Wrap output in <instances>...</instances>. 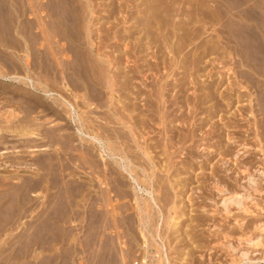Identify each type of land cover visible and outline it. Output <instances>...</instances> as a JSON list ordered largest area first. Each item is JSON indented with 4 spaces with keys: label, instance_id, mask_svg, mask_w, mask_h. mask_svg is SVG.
I'll return each instance as SVG.
<instances>
[{
    "label": "rangeland",
    "instance_id": "1",
    "mask_svg": "<svg viewBox=\"0 0 264 264\" xmlns=\"http://www.w3.org/2000/svg\"><path fill=\"white\" fill-rule=\"evenodd\" d=\"M64 99L86 133L126 135L157 207ZM235 193L247 212L223 210ZM263 226L264 0H0V264H163L161 242L171 264H264Z\"/></svg>",
    "mask_w": 264,
    "mask_h": 264
},
{
    "label": "bare ground",
    "instance_id": "2",
    "mask_svg": "<svg viewBox=\"0 0 264 264\" xmlns=\"http://www.w3.org/2000/svg\"><path fill=\"white\" fill-rule=\"evenodd\" d=\"M189 8V7H188ZM187 11V10H186ZM176 15V14H175ZM124 17V16H123ZM166 21V20H165ZM161 22V21H160ZM163 22V21H162ZM181 23V22H180ZM197 23V22H196ZM150 25H152V24H150ZM149 25V26H150ZM209 26V25H208ZM157 31V30H156ZM164 31V30H163ZM167 31V30H166ZM196 31V30H195ZM177 32V31H176ZM168 33V32H167ZM157 36V35H156ZM114 37V36H113ZM167 38V37H166ZM192 38V37H191ZM113 39V38H112ZM194 39V38H193ZM170 40V39H169ZM178 40V39H177ZM195 40V39H194ZM120 41V40H119ZM162 41V40H161ZM196 45V44H195ZM167 47V46H166ZM164 48V47H163ZM205 48H206V46H205ZM152 49V48H151ZM168 49V48H167ZM183 49V48H182ZM169 51V50H168ZM167 51V52H168ZM172 51V50H171ZM91 52V51H90ZM239 52V51H238ZM164 53V52H163ZM180 53H181V51H180ZM99 55V54H98ZM206 55V54H205ZM193 56V55H192ZM197 56V55H196ZM204 56V55H203ZM96 57V56H95ZM195 57V56H194ZM125 58V57H124ZM175 58V57H174ZM180 58V57H179ZM184 58V57H183ZM110 59V58H109ZM156 59V58H155ZM169 59V58H168ZM175 60V59H174ZM185 60H186V58H185ZM188 60V59H187ZM193 61V60H192ZM221 61V60H220ZM127 63V62H126ZM199 63V62H198ZM112 64V63H111ZM157 64V63H156ZM167 64V63H166ZM179 64V63H178ZM186 64V63H185ZM191 64V63H190ZM189 64V65H190ZM177 65V64H176ZM195 65V64H194ZM164 66V65H163ZM170 66V65H169ZM158 67V66H157ZM174 67V66H173ZM188 67V66H187ZM116 68V67H115ZM147 68V67H146ZM175 68V67H174ZM120 69V68H119ZM136 69H138V68H136ZM152 69V68H151ZM171 70V69H170ZM172 70H174V69H172ZM118 71V70H117ZM231 71V70H230ZM125 72V71H124ZM135 72V71H134ZM146 72V71H145ZM191 72V71H190ZM118 73V72H117ZM121 73L122 72H120V77L122 76L121 75ZM133 73V72H132ZM137 73V72H136ZM154 73V72H153ZM174 73V72H173ZM144 74V73H143ZM167 74H168V72H167ZM171 74V73H170ZM172 75V74H171ZM146 76V75H145ZM170 76V75H169ZM136 77V76H135ZM108 78V77H107ZM89 79H90V77H89ZM110 79V78H109ZM126 79V77H124V80ZM147 79V78H146ZM169 79H170V77H169ZM92 80V79H91ZM121 81V80H119V79H115L114 81H109V83H107L108 84V87H114V86H118V88H120V89H123L124 90V94L126 93V92H128V93H130L129 92V89H130V85H129V81L127 82V81ZM213 80V79H212ZM146 81H148V80H146ZM30 82H32V80L30 81ZM138 82V81H137ZM144 82V81H143ZM142 83V82H141ZM145 83V82H144ZM148 83V82H147ZM162 83V82H161ZM167 83V82H166ZM177 83V82H176ZM135 84V83H134ZM106 85V84H105ZM150 85V84H149ZM164 85V84H163ZM33 86V85H32ZM103 86V85H102ZM144 86V85H143ZM188 86V85H187ZM197 86V85H196ZM106 87V86H105ZM166 87V86H165ZM164 87V88H165ZM144 88H146V86L144 87ZM167 88H171V83L166 87V90H167ZM134 89V88H133ZM148 89V88H147ZM159 89V88H158ZM109 90V89H108ZM110 91H112V90H110ZM135 91H137V90H135ZM165 91V90H164ZM133 92V91H132ZM138 92V91H137ZM162 92H163V90H162ZM171 92V90L169 89L168 90V94H167V96H169V93ZM195 92V91H194ZM85 93H86V91H85ZM105 93V92H104ZM109 93V92H108ZM140 93V92H139ZM139 93H137V94H139ZM60 94V93H59ZM87 94V93H86ZM133 94V97H134V93H132ZM136 94V95H137ZM46 95H48L49 97H51V96H53V94L51 93V92H49L48 91V93H46ZM130 95H131V93H130ZM67 96V95H66ZM166 96V95H165ZM113 97V96H112ZM157 97V96H156ZM82 98V97H81ZM88 98V97H87ZM87 98L85 99L84 98V101H85V103L87 104V106H89V107H92V104H91V102L90 101H88L87 100ZM130 98V97H129ZM136 98V97H135ZM162 98V97H161ZM212 99V98H211ZM100 100V99H99ZM142 101V100H141ZM63 102H65L66 103V105H67V107H69V110H70V114H71V118H73L74 120H73V123L75 122V123H78V133L83 137H85L87 140L89 139V141H91V142H93L94 144H96V146L99 148V150L101 151V157H102V159L104 160V163H106V165H105V167H108V165H107V159H114V162L117 164V166L122 170V172L123 173H125V174H127V177H129L130 178V180L132 181V183L134 184L133 186V188L135 189V193H137L138 195H140L139 193H141L142 195L144 194L145 196H147L150 200H147L146 202H149L150 204H151V206H155V207H157L158 206V202H157V200H156V197H154V194H153V189L152 190H150L149 188H146V187H143L142 185H141V183H140V181H139V178L138 177H136V175H134V172L136 173V170L134 169H132L131 167H130V165H128V164H126V162H128V160H130L131 159V157H130V159H128V152L130 151V152H132L131 151V149L130 150H126L127 148H125L124 149V147H122V145H124V144H119L118 143V140L120 139L121 141H123L124 139H127V137H125L126 135H124V134H122V132H120V131H113V132H116V133H114V135H112V139L111 140H114L115 142H113L112 141V143H114V145H112V144H106L107 142H105V140H103L102 139V136H99V135H95V134H93V133H90L89 131V133L87 132H85V126H84V122H82V119L81 118H79L80 117V115H78L77 114V110H76V107H75V105H73V104H71V103H69V102H67L65 99H64V101ZM64 103V104H65ZM111 103V102H110ZM166 107H164V110H163V113L161 114V118L165 121V122H170V121H172L174 118H173V111H172V107L174 106L173 105V102L172 101H170V98H168V100H166ZM175 104V103H174ZM136 106V105H135ZM143 106V105H142ZM141 106V107H142ZM214 106V105H213ZM78 107V106H77ZM112 107V106H111ZM132 107V106H131ZM148 107V106H147ZM110 108V107H109ZM149 108V107H148ZM125 109H127V110H129L128 112H130L129 114L130 115H132V114H134V112H136L134 109H129V108H125ZM152 111V110H151ZM175 111V110H174ZM89 112V111H88ZM110 112V111H109ZM149 112V111H148ZM176 112V111H175ZM193 112V111H192ZM64 113V112H63ZM108 113V112H107ZM72 114H73V117H72ZM150 115V114H149ZM193 115V114H192ZM113 116V115H112ZM136 117V116H135ZM89 118V117H88ZM116 118H118V117H116ZM144 118V117H143ZM183 118V117H182ZM177 119V118H176ZM71 120V119H70ZM84 120V119H83ZM116 120V119H115ZM123 120V119H122ZM179 120H181V119H179ZM89 121V120H88ZM120 121H121V119H120ZM150 121H152V120H150ZM163 121V122H164ZM206 121V120H205ZM131 122V121H130ZM184 122H185V120H184ZM86 124H88L89 126L90 125H94V121L93 120H91L90 122H85ZM116 123H118V120H116ZM123 123V125H124V127H126V125H125V123L124 122H120V124H122ZM127 123V122H126ZM133 123V122H132ZM186 123H187V121H186ZM120 124H118V125H120ZM134 124V123H133ZM105 125V124H104ZM117 125V124H116ZM108 126V125H107ZM122 126V125H121ZM120 126V127H121ZM119 127V128H120ZM147 127V126H146ZM88 128V127H87ZM105 128V127H104ZM128 128V127H127ZM164 128H165V126H164ZM172 128V127H171ZM99 129V128H98ZM100 129L101 130H104V132H106L107 133V130L106 129H103L102 127H100ZM130 129V128H129ZM132 129V128H131ZM136 129V128H135ZM141 129V128H140ZM149 129V128H148ZM112 130V129H111ZM119 130V129H118ZM122 130H123V127H122ZM121 130V131H122ZM143 130V129H142ZM141 130V131H142ZM145 130V129H144ZM143 130V131H144ZM167 131H168V129H166ZM93 131V130H92ZM171 131V130H170ZM109 132V131H108ZM124 132V131H123ZM128 133H129V131H128ZM127 133V134H128ZM131 133V132H130ZM78 134V135H79ZM150 135V134H149ZM109 136V135H108ZM122 136H124V138L122 137ZM136 136V135H135ZM168 136H170V135H168ZM167 136V137H168ZM173 136V135H172ZM172 136H170L169 137V139L170 138H172V139H175V138H173ZM110 137H111V135H110ZM114 137V138H113ZM119 137V138H118ZM130 137H132V136H130ZM144 137V136H143ZM121 138H123V139H121ZM161 138V137H160ZM83 139V138H82ZM107 139H108V137H107ZM106 139V140H107ZM135 139V138H134ZM232 139V138H231ZM230 139V140H231ZM128 140H130V139H128ZM137 139H135V141H136ZM164 140V139H163ZM165 140H168V138L167 139H165ZM171 141V140H170ZM167 142V145H168V147L170 148V144L169 143H172V142ZM109 142H111V141H109ZM166 142H164V144L166 143ZM173 142H174V140H173ZM124 143H126V142H124ZM133 143V142H132ZM173 144V143H172ZM139 145V144H138ZM167 145H166V147H167ZM174 145V144H173ZM177 145V144H176ZM126 146V145H125ZM172 146V145H171ZM128 147V146H127ZM133 148V147H132ZM161 148H162V146H161ZM172 148V147H171ZM42 149V148H41ZM128 149H129V147H128ZM135 149V148H134ZM136 149H137V147H136ZM146 148H144V150H145ZM44 150V149H43ZM42 150V151H43ZM140 150V149H139ZM136 151V150H135ZM143 151V150H142ZM89 152V151H88ZM148 152V151H147ZM146 152V153H147ZM165 152V151H164ZM3 153H6V152H3ZM145 153V154H146ZM150 153V152H149ZM166 153V152H165ZM168 153V152H167ZM239 154H240V152L235 156V158H237V157H239ZM135 155V154H134ZM174 156V155H173ZM148 157V156H147ZM152 156L150 155V158H149V160L151 159L152 160V158H151ZM167 158V157H166ZM139 159V158H138ZM94 160V159H93ZM131 161V160H130ZM139 161H140V159H139ZM170 162V161H169ZM132 163V162H131ZM136 164H138V163H136ZM146 164V163H145ZM135 165V164H134ZM133 165V166H134ZM139 165V164H138ZM151 167V166H150ZM150 167H148V168H150ZM142 168V167H141ZM147 168V169H148ZM153 168V166L151 167V169ZM150 169V171H152V170H154V169H152L151 170ZM119 170V169H118ZM120 170V171H121ZM142 170V169H141ZM140 170V171H141ZM145 170V169H144ZM149 170V169H148ZM148 170H145L146 171V173H147V175L146 176H148ZM162 170V169H161ZM104 171H106V170H104ZM107 171H108V169H107ZM120 171H119V173H120ZM145 171H144V173H145ZM155 171V170H154ZM170 171V170H169ZM113 172V171H112ZM153 172V171H152ZM152 172H151V175H152ZM141 173V172H140ZM139 173V174H140ZM145 173V174H146ZM150 173V172H149ZM155 173V172H154ZM154 173H153V176H157V175H154ZM121 174V173H120ZM144 174V175H145ZM156 174H158L157 172H156ZM117 175V174H116ZM151 175H149V176H151ZM98 176V175H97ZM153 176H151L150 177V179L152 178V179H154L155 177H153ZM158 178H159V176H157ZM156 177V178H157ZM104 178V177H103ZM117 178V177H116ZM146 178H149V177H146ZM157 178V179H158ZM172 178H173V176H172ZM118 179V178H117ZM144 179H145V176H144ZM143 179V180H144ZM149 179V181L151 182V184H152V181L154 182V180H150ZM162 179V178H161ZM102 180V179H101ZM106 180V179H105ZM174 180H176V179H174ZM110 181V180H109ZM148 181V182H149ZM173 181V180H172ZM156 182V181H155ZM176 182H178V180H176L175 181V185H176ZM220 182V181H219ZM247 182H249V184H248V186L250 187V186H254V185H256V180L254 179V177H252V175L251 176H249V178H248V181ZM115 183V182H114ZM168 183V182H167ZM106 184V183H105ZM150 184V183H149ZM218 184V183H217ZM217 184H215V185H217ZM107 185H108V182H107ZM110 185H111V182H110ZM130 185V184H129ZM173 185V184H172ZM222 185H224V184H222ZM221 185V186H222ZM150 187H153L152 185H149ZM217 186H219V185H217ZM221 186H220V188H221ZM226 187V186H225ZM105 188V187H104ZM171 188V187H170ZM220 188H218V189H220ZM247 188V187H246ZM133 189V190H134ZM174 189V188H173ZM222 189V188H221ZM224 189H226V188H224V186H223V191H224ZM253 189H254V187H253ZM100 190V189H99ZM247 190V189H246ZM108 191V190H107ZM106 191V192H107ZM159 191V190H158ZM218 192H220L219 190H217ZM223 191H221V192H223ZM226 191V190H225ZM227 191H228V189H227ZM248 191V190H247ZM220 192V193H221ZM159 193V192H158ZM225 192H223L222 194L223 195H225L224 194ZM108 195V194H107ZM138 195H137V199H136V201L138 202V204L140 203L139 201H140V198L138 197ZM221 195V194H220ZM228 195V194H227ZM100 196V195H99ZM247 196H250V195H247ZM111 197V196H110ZM116 198V197H115ZM249 197H245V195H241V193H235V194H233V195H231L230 194V196H228V197H226V198H224L223 199V202L221 203V205L224 207L223 208V210H226V212L227 213H231L229 210H232V209H229L230 207H232V206H236V207H238V209H240V210H242V211H246V209H247V205H246V203H245V201L248 199ZM108 199V198H107ZM146 200V199H145ZM144 200V201H145ZM142 201V200H141ZM163 201V200H162ZM98 202V201H97ZM99 203V202H98ZM110 203V202H109ZM114 204V203H113ZM135 204V203H134ZM148 204V203H147ZM150 204H148V205H150ZM106 205V204H105ZM145 205H146V203H145ZM123 206V205H122ZM128 206V205H127ZM138 206V205H137ZM141 206V205H140ZM139 208H142V207H139ZM138 208V209H139ZM152 208V207H151ZM112 209H114V208H112ZM140 210V209H139ZM141 210H143V209H141ZM177 210V209H176ZM228 210V211H227ZM248 210V209H247ZM251 210V209H250ZM121 211V210H120ZM145 211V210H144ZM144 211H143V213H140L141 215H140V217L142 216V214L143 215H147V214H144ZM160 211V210H159ZM116 212V211H115ZM130 212V211H129ZM247 212V211H246ZM249 212V211H248ZM105 213V212H104ZM149 213V212H148ZM151 213V212H150ZM117 214V213H116ZM164 214V213H163ZM161 215V214H160ZM115 216V215H114ZM121 216V215H120ZM149 217H150V215H148ZM148 216H144L145 218L146 217H148ZM143 217V218H144ZM142 218V217H141ZM141 218H139L140 220H141ZM151 218V217H150ZM171 218V217H170ZM177 218V217H176ZM175 218V219H176ZM149 219V218H148ZM157 219V218H156ZM180 219L181 218H177L176 220H175V222H176V225L174 224V229H176L177 228V225H178V222L180 221ZM99 221V220H98ZM143 221V220H142ZM146 221H147V219H146ZM146 221H143V223L145 222L146 223ZM174 222V223H175ZM149 223V222H148ZM153 223V222H152ZM242 224V223H241ZM244 224V223H243ZM150 226V225H149ZM262 226V225H261ZM117 227V226H116ZM115 227V228H116ZM128 227V226H127ZM242 227V226H241ZM118 228V227H117ZM145 228V227H144ZM158 228H159V225H158ZM263 228H264V226H263ZM155 230H156V228H154ZM261 229V228H260ZM116 230V229H115ZM122 230V229H121ZM146 230V229H145ZM152 230V229H151ZM154 230V231H155ZM261 230H263V229H261ZM156 232H158V230L156 231ZM262 232V231H261ZM148 233V232H147ZM147 233L145 234V235H147ZM160 233V232H159ZM158 233V234H159ZM143 234V235H144ZM149 234H150V231H149ZM148 234V235H149ZM155 234V233H154ZM158 234H155V235H157L158 236ZM160 234H162V233H160ZM122 235V234H121ZM144 235V236H145ZM153 235V234H152ZM227 235V234H226ZM126 236V235H125ZM154 236V235H153ZM147 237V236H146ZM145 237V238H146ZM159 237V236H158ZM150 238H151V236H150ZM155 238V237H154ZM161 240L163 239V237H161V235H160V237H159ZM227 238V237H226ZM249 239H251V238H249ZM129 240V239H128ZM143 240H146V239H143ZM158 240V239H157ZM251 240H253V239H251ZM147 241H149L148 239H147ZM243 241V240H242ZM159 242H161V241H159ZM257 242H260V240H257ZM124 243V242H123ZM131 243V242H130ZM241 243V242H240ZM249 243V242H248ZM153 244H155V243H153ZM161 246H162V248H160V250L161 249H163L162 250V253H163V255H161V254H157V255H161V257L163 256L164 258H165V262L166 263H163V264H171V259H170V257H169V254L164 250V244H165V242H164V244L161 242ZM251 244H253V243H251ZM256 244V243H255ZM142 245V244H141ZM145 245H146V243H145ZM157 245H158V243H157ZM254 245V244H253ZM258 245H259V243H258ZM124 247V246H123ZM154 247V246H153ZM152 247V248H153ZM228 247H229V245H228ZM232 247V246H231ZM238 247V246H237ZM230 248V247H229ZM144 250V249H143ZM137 253V252H136ZM142 253V252H141ZM243 254V253H242ZM244 254H246V253H244ZM146 256V255H145ZM184 256V255H183ZM245 256V255H244ZM153 257V256H152ZM158 257V256H157ZM146 258V257H145ZM144 258V259H145ZM160 258V257H159ZM247 258V256H245V258L244 259H246ZM249 258V257H248ZM183 259H185V258H183ZM156 260V259H155ZM160 260V259H159ZM249 260H251V259H249ZM253 261H255V260H252V262ZM260 261V260H259ZM161 262V261H160ZM164 262V261H163ZM147 263V261H145L144 262V264H146ZM235 263V262H234ZM243 263V262H242ZM143 264V263H142ZM149 264V263H148ZM252 264V263H251Z\"/></svg>",
    "mask_w": 264,
    "mask_h": 264
}]
</instances>
